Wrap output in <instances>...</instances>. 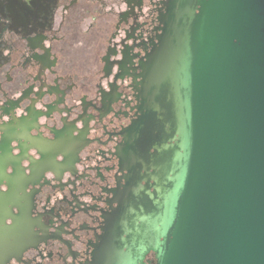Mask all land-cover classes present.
<instances>
[{
	"label": "flooded vegetation",
	"instance_id": "flooded-vegetation-1",
	"mask_svg": "<svg viewBox=\"0 0 264 264\" xmlns=\"http://www.w3.org/2000/svg\"><path fill=\"white\" fill-rule=\"evenodd\" d=\"M175 1L0 0V264L111 263Z\"/></svg>",
	"mask_w": 264,
	"mask_h": 264
},
{
	"label": "water",
	"instance_id": "water-1",
	"mask_svg": "<svg viewBox=\"0 0 264 264\" xmlns=\"http://www.w3.org/2000/svg\"><path fill=\"white\" fill-rule=\"evenodd\" d=\"M172 14L126 148L154 192L135 188L110 264H264V0Z\"/></svg>",
	"mask_w": 264,
	"mask_h": 264
}]
</instances>
